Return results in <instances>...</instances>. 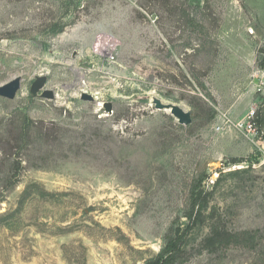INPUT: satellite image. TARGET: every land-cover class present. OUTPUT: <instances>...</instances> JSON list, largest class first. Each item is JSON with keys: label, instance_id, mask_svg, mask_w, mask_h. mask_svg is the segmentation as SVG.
<instances>
[{"label": "rangeland", "instance_id": "obj_1", "mask_svg": "<svg viewBox=\"0 0 264 264\" xmlns=\"http://www.w3.org/2000/svg\"><path fill=\"white\" fill-rule=\"evenodd\" d=\"M262 48L264 0H0V264H144L198 187L253 240L178 264H264Z\"/></svg>", "mask_w": 264, "mask_h": 264}, {"label": "trees", "instance_id": "obj_2", "mask_svg": "<svg viewBox=\"0 0 264 264\" xmlns=\"http://www.w3.org/2000/svg\"><path fill=\"white\" fill-rule=\"evenodd\" d=\"M261 53H264L262 48ZM258 63L264 71V56L258 58ZM255 124L264 123V118L258 110L255 111ZM243 159L233 158L232 162H241ZM18 172L16 169L15 173ZM209 193L200 187L193 190L189 203L181 216L173 221L165 235V241L160 250L145 260L144 264H178L184 257L186 242L195 228L208 227V232L202 239L204 248L215 251L222 246L241 243V238L253 240L251 231L232 232L226 228L216 212L208 211Z\"/></svg>", "mask_w": 264, "mask_h": 264}, {"label": "water", "instance_id": "obj_3", "mask_svg": "<svg viewBox=\"0 0 264 264\" xmlns=\"http://www.w3.org/2000/svg\"><path fill=\"white\" fill-rule=\"evenodd\" d=\"M45 83H46V76H37L30 85V93L32 95H37L38 92H40L39 95L41 97L49 98V99L54 98L55 97L54 92L52 90L44 88ZM20 86H21V77L15 76L9 81L0 85V96L8 99H12L15 97L16 92L18 91ZM81 99L92 101L94 98L92 95L86 92H82ZM153 103L155 105V108L157 109L169 110L170 113L173 115V117L177 119L179 124L188 125L192 121L190 111L184 110L176 104L163 103L161 102V100L157 98L153 99ZM102 106L107 113L112 112L111 102H104Z\"/></svg>", "mask_w": 264, "mask_h": 264}, {"label": "built area", "instance_id": "obj_4", "mask_svg": "<svg viewBox=\"0 0 264 264\" xmlns=\"http://www.w3.org/2000/svg\"><path fill=\"white\" fill-rule=\"evenodd\" d=\"M254 119H255V111L252 109L246 114L243 120V125L248 132L254 130L255 128Z\"/></svg>", "mask_w": 264, "mask_h": 264}]
</instances>
